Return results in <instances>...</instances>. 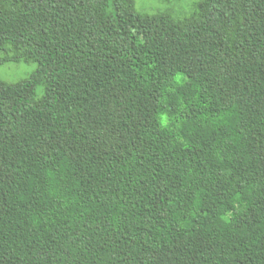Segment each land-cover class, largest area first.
Returning a JSON list of instances; mask_svg holds the SVG:
<instances>
[{"label": "trees", "instance_id": "16d2710c", "mask_svg": "<svg viewBox=\"0 0 264 264\" xmlns=\"http://www.w3.org/2000/svg\"><path fill=\"white\" fill-rule=\"evenodd\" d=\"M10 62L0 264H264V0H0Z\"/></svg>", "mask_w": 264, "mask_h": 264}, {"label": "rangeland", "instance_id": "374dc122", "mask_svg": "<svg viewBox=\"0 0 264 264\" xmlns=\"http://www.w3.org/2000/svg\"><path fill=\"white\" fill-rule=\"evenodd\" d=\"M135 10L143 15L167 13L178 21L195 17L198 13L200 0H166L164 4L154 3L153 0H133ZM36 70L33 63H5L0 65V80L16 83L27 78ZM42 89L38 88L37 96H41Z\"/></svg>", "mask_w": 264, "mask_h": 264}, {"label": "snow or ice", "instance_id": "6c2138e0", "mask_svg": "<svg viewBox=\"0 0 264 264\" xmlns=\"http://www.w3.org/2000/svg\"><path fill=\"white\" fill-rule=\"evenodd\" d=\"M154 3L164 4L166 0H153Z\"/></svg>", "mask_w": 264, "mask_h": 264}]
</instances>
